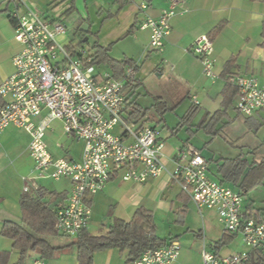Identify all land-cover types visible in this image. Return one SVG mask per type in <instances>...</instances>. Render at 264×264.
Segmentation results:
<instances>
[{
	"label": "crops",
	"instance_id": "0c3cea01",
	"mask_svg": "<svg viewBox=\"0 0 264 264\" xmlns=\"http://www.w3.org/2000/svg\"><path fill=\"white\" fill-rule=\"evenodd\" d=\"M33 1L22 0L15 4L14 10L9 5L0 9V84L14 73L13 59L23 50V45L16 40V28L9 17L15 16L16 13L22 16L27 9H30L40 13L44 18L58 19L66 24L61 17L55 18L49 11L54 8L61 10V15H65L70 10L73 0H49L47 9L43 12L38 10ZM96 1L100 6L98 9L95 8L97 10H93L92 14L97 18L94 15V18L91 17L88 0L74 1L75 10L83 12L85 17L80 16L83 23L78 28L79 17L76 18L77 14L72 15V13L70 18L75 19L72 27L74 29H100L98 35H102L103 29L110 26V21L128 13L131 19L128 31L134 29V32L127 36L129 33L127 31V34L111 40V43L119 42L123 37H132L133 40L142 41L144 56L152 52L161 54V59L153 62L155 71L159 70L162 64L171 66L170 73L176 77L180 85H184L188 93L187 98L191 100L193 106V98L197 99L199 115H210L223 110L224 91L230 77H254L260 86L264 87V3L253 0H180L181 5L176 9L178 14L171 21V35L165 42L163 51L157 52L149 47L150 32L141 30L140 24L146 16L160 17L163 11L170 8V0ZM143 3L150 5V9L145 13L140 10ZM112 9L115 12H111ZM220 23H226L225 29L213 41L215 71L218 78L211 81L204 77L200 59L188 51L197 37L209 35ZM66 27L70 29L69 24ZM65 36H63V41ZM99 45H101L100 42ZM125 60L135 61L133 57H127ZM230 60L234 63L227 73L225 72L226 64ZM138 62H136L137 79L133 88H136L142 81V68ZM113 75L115 76L114 73ZM236 99L237 97L228 109V117L216 127L218 134L215 141L221 138L226 143L223 142V144L227 146L223 152H218L219 157H204L201 149L194 146L190 139L184 140L182 144L169 141L170 137L177 134L173 133L175 128H167L169 134L160 131L161 138L165 142L163 163L169 170L175 167L174 160L177 152L187 145L195 147L199 154L207 160L209 176L219 183H222V178L218 174L217 166L224 160L264 163V108L253 116L245 117L237 111ZM0 102H2L1 99ZM183 103L182 101L178 105L181 106ZM175 108L177 107L175 106L174 110ZM47 114V111H44L42 119ZM150 117L153 119L149 122L152 126L158 128V124L162 123L164 129L167 127L166 117L161 120L155 116ZM205 120H207L206 116L202 121ZM117 133H120V129ZM30 142V135L25 130L14 126L9 127L0 136V255L7 254L2 264H16L21 257L20 251L14 248V241L2 236L3 226L6 222L20 223L22 221L20 206L22 196L36 193V191L24 192L23 178L35 174L34 162L29 154ZM46 142L50 153L56 159L63 158L76 162L82 159L83 143L74 137L66 136L63 123L60 121L52 124L47 132ZM224 155L229 158L223 157ZM25 157H28L32 166L28 175L20 171L22 159ZM138 171H141V167ZM50 180H39V188L65 193L66 197L60 205L62 207L67 203L72 184L68 179L54 180L56 183H64L65 188L50 190L44 186V182ZM223 184L242 194L245 217L260 216L264 219V204L260 205L258 202H264V186L246 192L231 182ZM258 189L262 191L257 196L253 193ZM88 204L92 209V217L87 231L92 235L106 234L116 220L129 223L136 213L145 212L152 215L156 224L157 236L168 242L178 241L181 245L179 256L172 264H203L204 250L219 257H230L248 252L254 264H260V258L264 259V246L260 250L250 251L244 245L240 233L225 232L215 211L207 208L199 210L190 197L183 193L177 184L169 183L166 177L157 180L150 179L144 184H138L125 182L121 175L115 174L103 191L88 198ZM198 221L201 222L202 228ZM161 227H167V231L161 234ZM227 235L231 236V240L224 244L223 241ZM75 239L60 235L53 241L54 246L59 250L52 258L42 261L46 264H79L78 247L72 245ZM128 254L129 251L121 252L118 249L97 252L93 257V264H129ZM39 260L41 258L38 254L30 252L24 264H35Z\"/></svg>",
	"mask_w": 264,
	"mask_h": 264
},
{
	"label": "built area",
	"instance_id": "2783aa9c",
	"mask_svg": "<svg viewBox=\"0 0 264 264\" xmlns=\"http://www.w3.org/2000/svg\"><path fill=\"white\" fill-rule=\"evenodd\" d=\"M179 5L180 0H170V8L160 17L146 16L140 24L141 30L150 32L152 50L163 51ZM149 9L147 3L140 6L143 13ZM14 17L18 20L16 40L23 50L13 59L14 73L0 84V136L14 126L31 137L29 154L36 174L23 178L25 193L37 191L41 179L71 182L67 203L56 213L55 229L60 235L73 239L88 229L92 217L88 198L103 191L116 174L125 182L138 184L166 177L199 210L215 211L225 232L240 233L250 251L264 246V219L245 217L242 194L212 179L209 163L195 147L181 148L174 169L169 170L163 163L161 132L149 123L153 119L129 120L127 95L136 83L134 67L127 66L118 78L111 73L93 75L92 56L84 50L70 52L68 45L59 41L67 34L61 21L30 9ZM188 52L200 59L205 78H218L214 42L209 35L197 37ZM231 83L238 88L236 109L241 115L250 117L264 108V87L256 78L234 77ZM193 102L198 104L196 98ZM44 111L47 116L35 123ZM55 121L63 123L66 136L83 143L79 162L56 159L50 153L46 136ZM180 250V243L173 240L167 247L147 249L131 264H172ZM202 256L203 264H244L249 260L248 252L219 257L204 250ZM35 264L46 263L39 260Z\"/></svg>",
	"mask_w": 264,
	"mask_h": 264
},
{
	"label": "trees",
	"instance_id": "16d2710c",
	"mask_svg": "<svg viewBox=\"0 0 264 264\" xmlns=\"http://www.w3.org/2000/svg\"><path fill=\"white\" fill-rule=\"evenodd\" d=\"M74 1L75 0L72 1V6L66 15H70L75 11ZM253 1L264 3V0ZM9 18L16 27L18 25L17 18L12 15ZM81 24L80 21L77 22L78 28ZM225 26L226 23H220L212 30L209 37L214 41L222 34ZM133 32L134 29H131L127 36L131 35ZM95 48L96 54L92 56L93 65L108 63L117 78L122 76L127 66L134 67L135 71L138 72V66L135 61H117L110 56V48L103 47L98 43ZM233 63L234 61L230 60L226 64L225 72L228 73L231 70ZM232 78L234 77L229 78L224 91L223 110L206 115L207 120L210 118V123L206 125L205 128L214 138L218 134L216 127L228 117V109L238 95V88L231 83ZM155 108L162 119L170 110L167 103L161 98L157 99ZM198 111V106L194 104L187 115L181 120L178 127L173 130V133L176 134L180 128L189 125L191 118L197 114ZM147 115V109L143 110L142 107L134 104L131 107V112H129V120H140ZM201 125L204 127L205 122ZM217 171L222 178L221 184L231 182L238 185L246 192L259 186H264V163L256 164L243 160H224L218 164ZM65 197V193H57L45 188H39L35 194H25L22 196L20 200L22 221L20 223L6 222L1 232L2 236L13 240L14 248L20 251L21 257L16 264H24L30 252L38 254L41 260H46L52 258L55 252L59 250V248L55 247L53 244V241L60 237V234L55 229L56 213ZM230 238L231 236L227 235L223 243H228L231 240ZM169 243L170 242L166 239H161L157 236L156 224L152 215L139 212L134 215L129 223L116 220L106 234L92 235L85 230L75 239L72 245L78 247L79 264H93L95 253L108 249H118L121 252L129 251L127 260L128 263L131 264L147 249L164 248L167 247ZM6 257V253L0 255L1 264ZM260 262V264H264V259L260 258ZM244 264H254L251 256H249V260Z\"/></svg>",
	"mask_w": 264,
	"mask_h": 264
},
{
	"label": "rangeland",
	"instance_id": "374dc122",
	"mask_svg": "<svg viewBox=\"0 0 264 264\" xmlns=\"http://www.w3.org/2000/svg\"><path fill=\"white\" fill-rule=\"evenodd\" d=\"M48 1L49 0H34L33 2L36 4L38 10L40 12H43V10L47 9ZM15 4L17 3L11 0H0V9L5 8V6L9 5L11 6L12 10H14ZM88 4L90 15L92 18H94V14H92V11H96L98 9V6L100 5L96 0H88ZM82 7L84 8L83 5ZM111 12H115V10L112 9ZM49 13L55 18L61 17L65 21L66 26L67 24H69L70 29H67L68 33L65 36V40L63 41V37H60L59 41L63 42L65 45H68L67 48L70 52H75L76 54L84 50L88 55L94 56L96 54V44H99L100 42L102 46L110 48V56L117 61L125 60V58L127 57H133L136 62L139 61L138 64L142 68V81L136 88L134 87L128 92L127 98L130 108L134 104L139 105L143 110H148L149 116H155L158 120H161L162 117L160 114H158L155 108L157 99L161 98L167 103V106L170 110L165 115L167 127L164 129L162 123L158 124V128L160 129V131H163L164 134H167L169 132V128H176L181 123V120L187 115L193 105L191 104V100L187 98L188 93L185 90L184 85H180V83L176 81V77L170 73L171 66L162 64L160 69L155 71L153 62L161 59L162 55L156 52H152L148 55L147 52H145V54L147 55L144 56V50L143 47H141L142 41L133 40L132 37H123L121 41L114 44L111 43L114 39L119 38L125 33L127 34V31L130 28L129 24L131 20L128 13L122 14L118 19H115L114 21H110V26L103 29L102 35H98L100 29H74L72 25L75 19L70 18L71 14L66 15L65 13V15H61V10H56L54 8L49 11ZM74 14H77L76 18L79 17L78 20L83 23V19L80 18V16L83 18L85 17L83 15V12H78L77 10H75L72 15ZM94 16L97 18L96 15ZM74 58H77V55L76 57L74 56ZM92 70L93 75L114 73L113 69L108 63L95 64L92 66ZM182 101L185 104L183 103L181 104V106L178 105ZM175 106L177 108H175L174 110ZM204 116L206 115H199L198 113L195 114L191 118L190 124L183 128H180L175 136L170 137L169 141L182 144L184 140L190 139L194 146L201 149V153H203L204 157H219L218 152H223L227 146L223 144L224 141L221 140V138L220 140L215 141L213 135L206 130L205 127L206 125H209L210 118L207 121H204V127L201 125ZM42 117L40 116L34 122L38 123L42 119ZM115 132L117 133L118 129H116ZM223 157L229 158L226 155H224ZM22 162L23 163L20 166L21 173L25 175L30 174L32 166L31 162L28 160V157L22 159ZM35 174L33 176H35ZM24 178H29V176H25ZM44 186H46L50 190H61L65 188L64 183H56L54 180L44 182ZM261 191V189H258L253 194L256 193L255 195H260ZM258 202L260 203V205L264 204V202ZM198 224H200V228H202L200 221H198ZM166 231L167 227H161V234Z\"/></svg>",
	"mask_w": 264,
	"mask_h": 264
}]
</instances>
